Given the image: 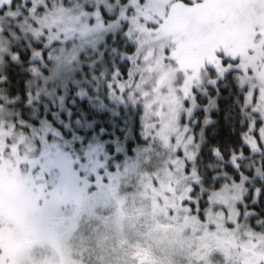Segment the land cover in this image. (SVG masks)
<instances>
[{
  "label": "snow or ice",
  "instance_id": "obj_1",
  "mask_svg": "<svg viewBox=\"0 0 264 264\" xmlns=\"http://www.w3.org/2000/svg\"><path fill=\"white\" fill-rule=\"evenodd\" d=\"M0 264H264V0H0Z\"/></svg>",
  "mask_w": 264,
  "mask_h": 264
},
{
  "label": "trees",
  "instance_id": "obj_2",
  "mask_svg": "<svg viewBox=\"0 0 264 264\" xmlns=\"http://www.w3.org/2000/svg\"><path fill=\"white\" fill-rule=\"evenodd\" d=\"M23 79L24 78L22 76H18V75H16L15 72H13V89H12L13 92L19 91V92L23 93V91H24ZM212 119L215 120V119H217V117L215 115H213ZM93 122L94 123L98 122L97 131L100 128L108 129L110 124L112 123L111 114L100 110L93 117ZM209 135L210 136H216L217 139H223L224 138V134L221 131V128L219 126H217L216 128H211L209 130ZM93 137H97V136L94 134ZM93 139H98L101 142L104 141V137L93 138Z\"/></svg>",
  "mask_w": 264,
  "mask_h": 264
},
{
  "label": "rangeland",
  "instance_id": "obj_3",
  "mask_svg": "<svg viewBox=\"0 0 264 264\" xmlns=\"http://www.w3.org/2000/svg\"><path fill=\"white\" fill-rule=\"evenodd\" d=\"M93 138H99V137H93ZM93 140H96L97 143L90 145V150H91V152H92V153H95L97 150H99V151H103V142H101V141L98 140V139H93ZM90 162H92L93 164L96 163L95 160H91Z\"/></svg>",
  "mask_w": 264,
  "mask_h": 264
}]
</instances>
